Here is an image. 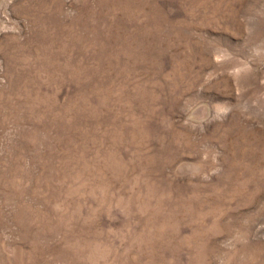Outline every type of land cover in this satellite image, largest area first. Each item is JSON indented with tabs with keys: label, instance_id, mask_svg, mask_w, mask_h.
<instances>
[{
	"label": "rangeland",
	"instance_id": "rangeland-1",
	"mask_svg": "<svg viewBox=\"0 0 264 264\" xmlns=\"http://www.w3.org/2000/svg\"><path fill=\"white\" fill-rule=\"evenodd\" d=\"M0 264H264V0H0Z\"/></svg>",
	"mask_w": 264,
	"mask_h": 264
}]
</instances>
